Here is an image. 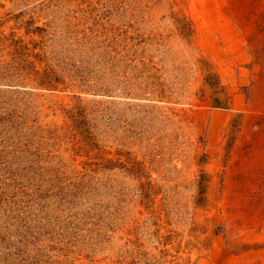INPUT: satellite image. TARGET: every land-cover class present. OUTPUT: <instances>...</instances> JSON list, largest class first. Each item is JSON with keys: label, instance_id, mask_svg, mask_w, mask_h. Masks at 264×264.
Masks as SVG:
<instances>
[{"label": "rangeland", "instance_id": "rangeland-1", "mask_svg": "<svg viewBox=\"0 0 264 264\" xmlns=\"http://www.w3.org/2000/svg\"><path fill=\"white\" fill-rule=\"evenodd\" d=\"M0 264H264V0H0Z\"/></svg>", "mask_w": 264, "mask_h": 264}]
</instances>
